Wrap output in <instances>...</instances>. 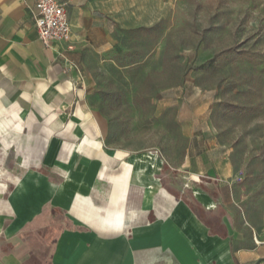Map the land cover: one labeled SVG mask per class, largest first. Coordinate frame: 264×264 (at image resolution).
<instances>
[{
  "label": "crops",
  "instance_id": "0c3cea01",
  "mask_svg": "<svg viewBox=\"0 0 264 264\" xmlns=\"http://www.w3.org/2000/svg\"><path fill=\"white\" fill-rule=\"evenodd\" d=\"M58 1L71 40L46 46L36 0H0V264H264V221H246L245 236L234 226L229 151L184 106L177 168L106 144L81 61L109 22L94 4ZM218 212L213 233L204 215Z\"/></svg>",
  "mask_w": 264,
  "mask_h": 264
},
{
  "label": "rangeland",
  "instance_id": "374dc122",
  "mask_svg": "<svg viewBox=\"0 0 264 264\" xmlns=\"http://www.w3.org/2000/svg\"><path fill=\"white\" fill-rule=\"evenodd\" d=\"M84 1L102 11L111 30L81 61L91 107L107 123L106 144L158 152L177 168L189 149L178 112L184 106L194 128L207 126L229 151L238 233L251 231L246 221L260 231L264 0ZM150 9L157 12L152 21L142 15ZM219 218L204 215L213 233H220Z\"/></svg>",
  "mask_w": 264,
  "mask_h": 264
},
{
  "label": "built area",
  "instance_id": "2783aa9c",
  "mask_svg": "<svg viewBox=\"0 0 264 264\" xmlns=\"http://www.w3.org/2000/svg\"><path fill=\"white\" fill-rule=\"evenodd\" d=\"M65 6V3L58 0H36L35 29L38 39L46 46L51 43H68L71 40V26Z\"/></svg>",
  "mask_w": 264,
  "mask_h": 264
}]
</instances>
